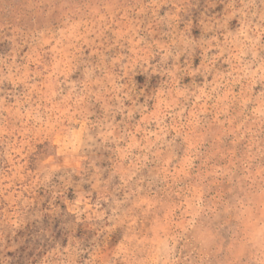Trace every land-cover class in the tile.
Listing matches in <instances>:
<instances>
[{"label":"clouds","instance_id":"clouds-1","mask_svg":"<svg viewBox=\"0 0 264 264\" xmlns=\"http://www.w3.org/2000/svg\"><path fill=\"white\" fill-rule=\"evenodd\" d=\"M0 264H264V0H0Z\"/></svg>","mask_w":264,"mask_h":264}]
</instances>
